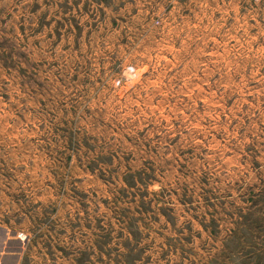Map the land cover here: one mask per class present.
Instances as JSON below:
<instances>
[{
	"label": "rangeland",
	"instance_id": "rangeland-1",
	"mask_svg": "<svg viewBox=\"0 0 264 264\" xmlns=\"http://www.w3.org/2000/svg\"><path fill=\"white\" fill-rule=\"evenodd\" d=\"M0 264H264V0H0Z\"/></svg>",
	"mask_w": 264,
	"mask_h": 264
}]
</instances>
